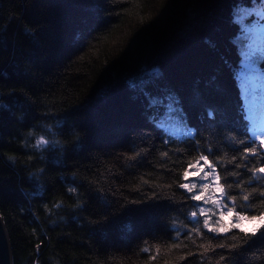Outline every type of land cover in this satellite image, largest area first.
Listing matches in <instances>:
<instances>
[{"label": "trees", "instance_id": "trees-1", "mask_svg": "<svg viewBox=\"0 0 264 264\" xmlns=\"http://www.w3.org/2000/svg\"><path fill=\"white\" fill-rule=\"evenodd\" d=\"M261 15L264 0H0L13 264H264L259 233L206 231L179 186L207 155L238 173L220 183L247 206L235 181L251 193V174L229 162L245 147L231 138L248 140L242 95L264 78ZM248 204L264 212L259 196Z\"/></svg>", "mask_w": 264, "mask_h": 264}, {"label": "snow or ice", "instance_id": "snow-or-ice-1", "mask_svg": "<svg viewBox=\"0 0 264 264\" xmlns=\"http://www.w3.org/2000/svg\"><path fill=\"white\" fill-rule=\"evenodd\" d=\"M209 115H211V113H209ZM245 119H247L250 122L246 126V134L248 135V140L231 138L234 144L245 145V147L243 148L242 155H241V163L236 162L235 156L232 157L229 163L234 164L235 168L237 169L243 166L246 168L247 172L251 174L249 180L246 183L247 185L252 186V192L249 193L243 190L245 186V182L239 181V180L235 181L236 188L241 190L242 200L245 202V205H247L246 207L242 206L241 211L236 212L235 216H236L237 221H248L250 223L251 222H261V221H264V212L260 213L259 215H252V216H248L246 213L247 211L255 207L254 204H248V202L253 198L254 195L259 196L260 204L264 206V152L260 151V149H264V125H262L253 115H251L250 112L248 115L245 116ZM190 134L191 133H189V135ZM48 144H49V141L45 139L43 136H41L39 139L36 140V144L34 145V147L42 148ZM209 154H211V152ZM162 155L167 156V153H163ZM249 157L258 158V160L262 162L261 166L248 167L247 164L243 162L248 161ZM199 160H203L204 164H206L210 169L209 172L204 173V176L201 177V180H204L207 177L211 176V183L215 184L217 191L220 193V198L214 202V206L218 208L227 209L228 214L231 215V213H233L236 208L237 196L229 195V189H231L232 187L231 184H228L227 187H225V184H221L220 181L224 179L225 182H227L228 175H231L232 177H236L238 173L236 171H232L229 173L227 169H225L226 176L221 177L220 174L216 170V164H213L212 162H210L208 160L207 155H201L199 157ZM189 167H192V165L190 164ZM188 176H189V172L188 170H185L183 173V177L187 178ZM179 186L185 189L187 192H192L193 189L197 187V184L192 183L190 186L189 183H183V184H180ZM199 187L201 191L196 194H193L190 198L194 201L204 200L205 203H208V200L205 198L203 190L208 189L209 183L200 184ZM69 191H75V189H69ZM225 197L227 198V201L231 203L232 205L231 207H228V204L224 202ZM211 211H212L211 209L200 207L198 208V211L194 210L191 212L190 215H191V218L194 220L197 218L198 214L205 216V219L203 220V228L207 229V231L209 232L216 233L217 235L227 233L228 231H231V228H236V229H239V231L242 232L244 236L255 237L259 233L260 235L258 238L264 239V232L261 231V229L264 228V223H261L259 224V226H255L251 228H244L241 226L240 223H235L231 225V228H228L222 225L219 220H217L215 223L218 226L214 227L210 225L209 223L210 217L206 215L208 212H211ZM196 222L197 224L200 223L199 220H197ZM192 231L195 232L197 235L201 234L200 229L198 227L194 228ZM232 239L236 240L237 238L236 236H233ZM238 246H239V241H237V243L227 245V247H230V248H236ZM201 247L204 248L205 254L211 250L210 246L201 245ZM217 247L223 248V247H226V245L219 244L217 245ZM143 251L147 252L149 251V249L144 248ZM157 251H159V249H157ZM220 259L223 260L224 257L221 256Z\"/></svg>", "mask_w": 264, "mask_h": 264}, {"label": "rangeland", "instance_id": "rangeland-1", "mask_svg": "<svg viewBox=\"0 0 264 264\" xmlns=\"http://www.w3.org/2000/svg\"><path fill=\"white\" fill-rule=\"evenodd\" d=\"M198 163H199L198 169L194 173L189 172V176L187 178H184V182H183V183H189L190 186L192 183H196L197 187L195 189H193L192 192H187L185 189H184V191L189 195V197H191L193 194H196V193L201 191V189L199 187L200 184L209 183L208 189L203 190L205 198L208 200V203H205L204 200H201V201H194L193 200V201L196 204V211H198V208H200V207L212 210L211 212H208L206 214L207 216L210 217V220H209L210 225H212L214 227L218 226L215 223L217 220H219L222 225H224L225 227H228V228H231V225L235 224V223H240L241 226L244 228H251V227L259 226V224L264 223V221L251 222V223L248 221H237L236 216H235V213L237 211H234L233 213H231V215H229L227 212V209L215 207L214 202L220 198V193L217 191L215 184L211 183V176L207 177L204 180H201V177L204 176V173L209 172V170L207 169L208 166L206 164H204L203 160H200ZM201 169H203V170H201ZM224 202L228 204V207H231L229 205V203L226 202L225 199H224ZM199 216L202 218V221L205 219V216H203V215H199ZM205 230L207 231V229H205ZM231 231H239V229L231 228ZM231 231H228L227 233H229ZM210 233H212V232H210ZM227 233H223V234H219V235H224ZM212 234H216V233H212Z\"/></svg>", "mask_w": 264, "mask_h": 264}, {"label": "water", "instance_id": "water-1", "mask_svg": "<svg viewBox=\"0 0 264 264\" xmlns=\"http://www.w3.org/2000/svg\"><path fill=\"white\" fill-rule=\"evenodd\" d=\"M0 264H13L9 236L0 217Z\"/></svg>", "mask_w": 264, "mask_h": 264}]
</instances>
